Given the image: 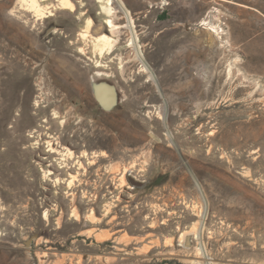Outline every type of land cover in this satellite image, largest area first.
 <instances>
[{"label": "rangeland", "instance_id": "rangeland-1", "mask_svg": "<svg viewBox=\"0 0 264 264\" xmlns=\"http://www.w3.org/2000/svg\"><path fill=\"white\" fill-rule=\"evenodd\" d=\"M122 1L167 107L125 60L126 35L93 54L109 34L94 0L46 20L0 0V264H264V81L243 72L226 23L233 2L264 0ZM101 81L118 93L110 112L94 96ZM166 110L208 202V260L193 234L204 199Z\"/></svg>", "mask_w": 264, "mask_h": 264}, {"label": "bare ground", "instance_id": "bare-ground-1", "mask_svg": "<svg viewBox=\"0 0 264 264\" xmlns=\"http://www.w3.org/2000/svg\"><path fill=\"white\" fill-rule=\"evenodd\" d=\"M19 1L23 3L25 6H27L28 10L33 12L40 20L50 19L51 16H53L54 14V10H57L58 8L64 11H68L70 13H74L77 10L74 0H56V2L58 3L57 6H53L52 0H19ZM94 1L96 2V15H97L96 17H98L99 21L106 27L107 31H109V34L102 33L94 37L93 42H91L93 54L98 55L97 56L98 58L99 56L103 57L105 55L114 54L120 48L122 37L126 35L127 40L125 39L126 42L122 47L127 51L125 60H128L133 63L135 61H139L140 64L142 65V68L144 70H147L146 66L144 65L145 58L142 51L141 40L136 31V23L130 9L125 5V3L122 0H94ZM50 8H53L54 10L52 11L50 10ZM80 18L84 19V25H83L84 32L82 33V36L83 38H87L89 36V33L94 29L95 26L94 22L90 16L85 14L84 11H81ZM212 21H210L209 19H204L200 24L205 26L215 35H217L220 39H223L222 35L225 31H223V29H221L219 25L217 26L214 23H212ZM80 50L83 52V49ZM97 66L101 67L102 63L97 62ZM63 68H65V70H63ZM56 71L60 75H62V77L64 78L67 77L69 81L71 80L69 77H73V71H71V69H67L66 67H64L62 63L59 64ZM147 71L150 73V76L152 77L151 72L149 70ZM92 87H93L94 96L98 100V104L101 105V108L103 110L110 112L118 105V94H117V90L113 85L105 81H101V82H93ZM3 154L0 155V158L4 157ZM12 169L6 168L5 171L6 174L10 173ZM0 213H4L5 217L9 216V214L6 211L2 210V205H0ZM204 214L205 211L203 210L201 214V220L198 221V223L195 225L193 230L194 238L197 240L198 243L197 249L199 254H203L201 250V241H202L201 229L203 227V222L205 220ZM205 264L207 263L205 262Z\"/></svg>", "mask_w": 264, "mask_h": 264}, {"label": "crops", "instance_id": "crops-1", "mask_svg": "<svg viewBox=\"0 0 264 264\" xmlns=\"http://www.w3.org/2000/svg\"><path fill=\"white\" fill-rule=\"evenodd\" d=\"M229 14L227 38L240 49L243 72L264 81V4L253 6L235 1Z\"/></svg>", "mask_w": 264, "mask_h": 264}, {"label": "water", "instance_id": "water-1", "mask_svg": "<svg viewBox=\"0 0 264 264\" xmlns=\"http://www.w3.org/2000/svg\"><path fill=\"white\" fill-rule=\"evenodd\" d=\"M98 21H99V19H98ZM142 57H143V56H142ZM143 59H144V58H143ZM144 65L146 66L147 70H149V71L151 72V74H152V78L155 80V83H156V85H157V87H158V90L160 91V93H161V95H162V97H163V99H164V102H165V104H166V107H167V102H166V100H165V98H164V95H163L162 89H161V87H160V85H159V83H158V81H157V79H156L154 73L152 72L151 67H150L149 64L146 62L145 59H144ZM114 87H115V86H114ZM115 89H116V88H115ZM117 94H118V93H117ZM95 99H96V98H95ZM96 101L98 102L97 99H96ZM99 105H100V104H99ZM100 106H101V105H100ZM165 128H166V130H167V134L170 136L171 141H172L173 145L175 146V148H176V150H177V152H178V155H179L181 161L184 163L185 167L187 168V170L189 171V173L191 174V176L193 177V179L195 180L197 186L199 187V189H200V191H201V194H202V196H203L204 203H205V214H204V219H206L207 212H208V202H207V200H206L205 194H204V192H203V189H202L201 185L199 184V181H198L197 177L195 176V174H194L193 171L191 170L190 166L187 164V162H186L184 156L182 155L180 149L178 148L176 142H175L174 139H173V136H172V134H171V131L169 130V127H168V125H167V110H166V114H165ZM204 224H205V220H204V222H203V227H202V229H201V234H202V236H203ZM201 250H202V252H203V257H204L206 260H208V256H207V252H206V249H205V246H204L203 240L201 241ZM207 264H209V263L207 262Z\"/></svg>", "mask_w": 264, "mask_h": 264}]
</instances>
